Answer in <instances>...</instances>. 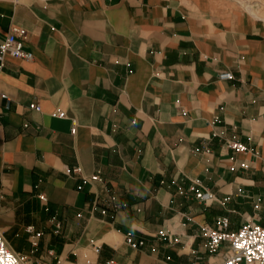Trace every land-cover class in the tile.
<instances>
[{"label":"crops","instance_id":"obj_1","mask_svg":"<svg viewBox=\"0 0 264 264\" xmlns=\"http://www.w3.org/2000/svg\"><path fill=\"white\" fill-rule=\"evenodd\" d=\"M13 26L0 233L26 264H222L202 227L264 226V0H0Z\"/></svg>","mask_w":264,"mask_h":264},{"label":"built area","instance_id":"obj_2","mask_svg":"<svg viewBox=\"0 0 264 264\" xmlns=\"http://www.w3.org/2000/svg\"><path fill=\"white\" fill-rule=\"evenodd\" d=\"M112 2L113 0H106ZM18 2V0H17ZM24 31L17 26L11 27L5 41L0 45V71L4 67L6 57H13L26 62H31L34 59L32 52L26 51L24 48ZM218 79L221 81L233 80L234 76L229 71H221L218 74ZM31 108L36 111H41L38 105H32ZM57 116L61 119L66 117L64 112H58ZM72 133H76V121L73 120ZM229 147L237 152L245 151L246 148L239 143H230ZM264 158V151H263ZM75 174L80 172L79 169H73ZM86 181H100L98 175L93 176ZM201 186L199 181H193L188 189L189 193H193L199 200L211 199L212 196L198 189ZM180 195H186L187 192L180 189ZM43 202H46L45 197H41ZM61 225L56 224V233H60ZM203 235L208 239V250L214 255L219 252L222 244L228 245V250L224 255L222 264H264V226L248 223L239 231H230V221L228 217H220L215 222V227H202ZM126 243L133 249H139L145 246L144 240H135L131 234L126 235ZM100 248L96 247L95 252L99 253ZM50 256H54V252H49ZM0 264H26L24 257L15 253L9 246L4 235L0 233ZM55 264H63L58 261Z\"/></svg>","mask_w":264,"mask_h":264},{"label":"rangeland","instance_id":"obj_3","mask_svg":"<svg viewBox=\"0 0 264 264\" xmlns=\"http://www.w3.org/2000/svg\"><path fill=\"white\" fill-rule=\"evenodd\" d=\"M247 1H250L251 2V1H255V0H247ZM244 6H245V8L249 9V5H247L246 3H244Z\"/></svg>","mask_w":264,"mask_h":264}]
</instances>
